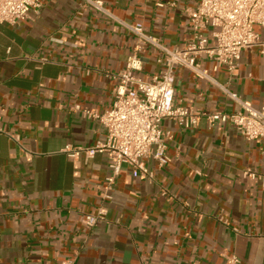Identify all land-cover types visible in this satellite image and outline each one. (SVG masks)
Returning a JSON list of instances; mask_svg holds the SVG:
<instances>
[{"label":"crops","instance_id":"obj_1","mask_svg":"<svg viewBox=\"0 0 264 264\" xmlns=\"http://www.w3.org/2000/svg\"><path fill=\"white\" fill-rule=\"evenodd\" d=\"M41 0L38 13L0 24V264H264V140L204 117L193 129L163 121L170 161L144 163L153 177L123 167L113 188L104 153L72 158L67 147L104 139L108 110L136 35L119 20L141 22L168 48L193 37L187 9L198 0ZM212 29L204 30L208 44ZM159 50L146 47L136 75L151 81ZM208 78L177 70L175 103L195 114L232 112L223 87L264 105V53L241 52L238 70L199 59ZM79 105L81 109H76ZM250 170L255 177L245 174ZM106 210L88 226L86 214Z\"/></svg>","mask_w":264,"mask_h":264},{"label":"built area","instance_id":"obj_2","mask_svg":"<svg viewBox=\"0 0 264 264\" xmlns=\"http://www.w3.org/2000/svg\"><path fill=\"white\" fill-rule=\"evenodd\" d=\"M85 7L107 13L101 0H80ZM198 6L187 9L193 24V37L183 48H168L156 37L144 30L141 22L130 23L119 20L136 35V43L127 58L124 68L111 75L117 81L111 107L99 113L94 109H81L87 118L99 120L105 130L104 139L93 145L67 147L72 158L81 154L93 157L104 153L108 158L110 175L106 178L107 189L115 184L117 176L125 165L131 168L134 176L153 177L144 163L152 155L159 167L171 159L167 154L166 138L169 133L163 128L166 119L173 120L182 129H193L202 117L212 125L215 122L233 126L247 141L264 140V105L253 106L249 100L241 99L227 87L222 89L237 104L232 112H214L205 115L195 114L192 109L175 103V80L177 70L187 68L200 77L208 74L200 66L199 59L207 55L215 61V67L225 65L231 75L238 70L241 52L260 46L264 53V0H198ZM41 0H0V24H17L38 13ZM212 29L215 40L208 44L204 30ZM159 50L158 62L161 70L151 81L136 75L144 66L143 50L146 47ZM264 85V79H263ZM245 174L255 177L250 170ZM264 183V179H263ZM106 210L100 208L96 215L86 214L84 222L95 225L105 219ZM236 255H227L223 264H240ZM62 264H73L64 261Z\"/></svg>","mask_w":264,"mask_h":264}]
</instances>
